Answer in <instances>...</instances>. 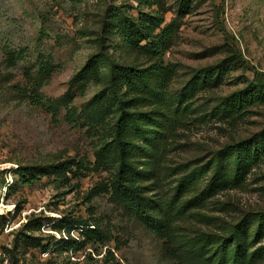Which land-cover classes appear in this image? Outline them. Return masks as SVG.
I'll return each mask as SVG.
<instances>
[{"label":"rangeland","instance_id":"obj_1","mask_svg":"<svg viewBox=\"0 0 264 264\" xmlns=\"http://www.w3.org/2000/svg\"><path fill=\"white\" fill-rule=\"evenodd\" d=\"M260 77L264 0H0V264H264Z\"/></svg>","mask_w":264,"mask_h":264},{"label":"trees","instance_id":"obj_2","mask_svg":"<svg viewBox=\"0 0 264 264\" xmlns=\"http://www.w3.org/2000/svg\"><path fill=\"white\" fill-rule=\"evenodd\" d=\"M141 31V30H139ZM143 32V31H141ZM114 71V76L116 75V69H113ZM132 73L128 72V75L130 76ZM204 78H209V71L208 73L204 74ZM259 87L260 90L258 92H255L253 87ZM250 99L251 101H255V99H264V78L260 77V82L257 83L256 85L250 84L248 89H245L244 91H238L233 94H231L229 97L223 101L222 105L228 106L229 103L232 106H235L237 103L239 106H242L244 102ZM126 119L124 113H122L116 122V138H117V147L119 148L122 158L120 161V166L118 170V175L115 180V192L123 198L125 201L128 203L132 204L138 215L147 223L149 224L150 222V214L145 212L144 208L141 206V199L142 197L139 196V193L137 190L130 186L129 183L127 182V173H128V161L124 158L123 153L127 150V146L125 145L127 142L124 140L125 137V130H126ZM245 143L237 144L234 148L237 151V160L242 159L241 152L243 148L246 147L247 152L249 153L244 158H249L252 154L248 150V142L249 141H242ZM66 166V162H61L57 164H51L47 166H36L37 168H41L43 170H46L47 172H57ZM22 178L24 179L25 182L31 181V178H34L36 176V173L34 172V168L32 167H23L22 168V173H21ZM137 188V187H136ZM258 217L260 219V224L257 229V234L262 233L264 231V211L259 212ZM241 234H238V236L235 239L236 247H235V253L234 256L232 257L231 260H226V258H229V256H225L222 254L218 262L216 264H251L254 259L256 258L255 251L252 253H249V248H250V242L247 240V233L242 235L245 231H241ZM256 236H254L253 240H255Z\"/></svg>","mask_w":264,"mask_h":264}]
</instances>
